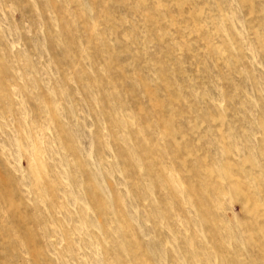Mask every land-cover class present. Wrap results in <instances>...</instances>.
<instances>
[{
  "label": "rangeland",
  "instance_id": "obj_1",
  "mask_svg": "<svg viewBox=\"0 0 264 264\" xmlns=\"http://www.w3.org/2000/svg\"><path fill=\"white\" fill-rule=\"evenodd\" d=\"M0 264H264V0H0Z\"/></svg>",
  "mask_w": 264,
  "mask_h": 264
}]
</instances>
